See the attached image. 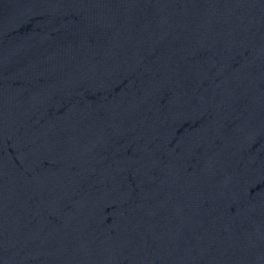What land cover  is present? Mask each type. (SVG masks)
I'll list each match as a JSON object with an SVG mask.
<instances>
[{"label":"water","instance_id":"95a60500","mask_svg":"<svg viewBox=\"0 0 264 264\" xmlns=\"http://www.w3.org/2000/svg\"><path fill=\"white\" fill-rule=\"evenodd\" d=\"M0 264H264V0H0Z\"/></svg>","mask_w":264,"mask_h":264}]
</instances>
